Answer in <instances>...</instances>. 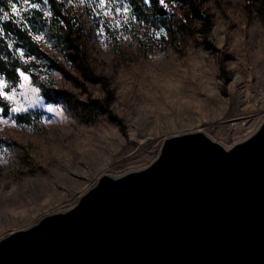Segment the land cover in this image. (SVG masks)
Returning <instances> with one entry per match:
<instances>
[{
	"label": "rangeland",
	"instance_id": "374dc122",
	"mask_svg": "<svg viewBox=\"0 0 264 264\" xmlns=\"http://www.w3.org/2000/svg\"><path fill=\"white\" fill-rule=\"evenodd\" d=\"M6 1L63 71L19 50L29 71L0 73L12 97L0 106V238L71 207L102 174L147 165L166 137L200 130L230 146L264 118V0H195L203 20L182 0H58L68 24L47 0Z\"/></svg>",
	"mask_w": 264,
	"mask_h": 264
},
{
	"label": "water",
	"instance_id": "95a60500",
	"mask_svg": "<svg viewBox=\"0 0 264 264\" xmlns=\"http://www.w3.org/2000/svg\"><path fill=\"white\" fill-rule=\"evenodd\" d=\"M0 264H264V118L230 146L164 138L147 165L1 237Z\"/></svg>",
	"mask_w": 264,
	"mask_h": 264
},
{
	"label": "trees",
	"instance_id": "16d2710c",
	"mask_svg": "<svg viewBox=\"0 0 264 264\" xmlns=\"http://www.w3.org/2000/svg\"><path fill=\"white\" fill-rule=\"evenodd\" d=\"M50 4L52 12L54 16L64 23H69L68 17L63 13V5L58 0H47ZM186 4H188L195 15L199 17L200 20H203L202 14L199 12L198 8L195 5V0H182ZM132 3H136V0H131ZM0 10H4L5 14L9 16L11 19L6 17V20H2L0 22V73L4 75L11 81H15L18 78V70L28 72L29 71V64H26L22 61L21 55L19 50L25 53L26 55H43V57L47 58L51 64L56 67L57 69L62 70L58 64L47 54H45L40 48L38 47L37 43L33 39L31 32L28 31L26 28L22 27L20 24L13 22V16L8 13L9 7L6 0H0ZM2 13V11H0ZM71 30L67 33V40L69 41L68 48L71 50L72 55L80 64V69L84 73L85 77L90 81H98V77L93 76L90 71L88 70L83 56L81 54V49L79 44L74 38H71L69 34ZM63 71V70H62ZM43 96L46 100L56 102L59 97L63 96L64 92H55L54 94L48 91H43ZM0 106L3 107L5 113H7L8 108L6 106V102L0 98ZM100 107V106H99ZM105 109L104 107H100ZM24 120L30 119V114H20L17 116V119Z\"/></svg>",
	"mask_w": 264,
	"mask_h": 264
},
{
	"label": "snow or ice",
	"instance_id": "6c2138e0",
	"mask_svg": "<svg viewBox=\"0 0 264 264\" xmlns=\"http://www.w3.org/2000/svg\"><path fill=\"white\" fill-rule=\"evenodd\" d=\"M24 3H25V4H28V0H24ZM159 3H160L161 5H164V4H165V0H159ZM103 4H104V0H101V6H103ZM36 6H37V5H35V4H32V5H31V7H33V8H35ZM11 10H12V13H13V14H17V15L19 14V10H18L17 5H16L15 3H12V4H11ZM119 11H120V10L117 9V12H119ZM124 11L127 12L128 9L125 8ZM5 15H7V14H5ZM37 39H39V37H37ZM21 76H23V78H24L25 80L28 79V77H27L23 72H21ZM21 87H23V85H21ZM3 89H4V85H3L2 82H0V98H3V99H5V100H11L12 97L9 96V95H8ZM51 110H52V109L49 108V111H51ZM11 111H12V112H18V111H20V109H19V108H16V107H13V108L11 109Z\"/></svg>",
	"mask_w": 264,
	"mask_h": 264
},
{
	"label": "bare ground",
	"instance_id": "6f19581e",
	"mask_svg": "<svg viewBox=\"0 0 264 264\" xmlns=\"http://www.w3.org/2000/svg\"><path fill=\"white\" fill-rule=\"evenodd\" d=\"M249 123H250V121H247V122H246V124H249Z\"/></svg>",
	"mask_w": 264,
	"mask_h": 264
}]
</instances>
